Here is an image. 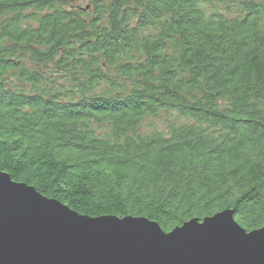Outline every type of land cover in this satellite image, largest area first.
I'll use <instances>...</instances> for the list:
<instances>
[{
  "label": "trees",
  "instance_id": "16d2710c",
  "mask_svg": "<svg viewBox=\"0 0 264 264\" xmlns=\"http://www.w3.org/2000/svg\"><path fill=\"white\" fill-rule=\"evenodd\" d=\"M0 170L82 215L262 227L264 0H0Z\"/></svg>",
  "mask_w": 264,
  "mask_h": 264
},
{
  "label": "water",
  "instance_id": "95a60500",
  "mask_svg": "<svg viewBox=\"0 0 264 264\" xmlns=\"http://www.w3.org/2000/svg\"><path fill=\"white\" fill-rule=\"evenodd\" d=\"M158 228L168 234L145 216L79 214L0 170V264H264V225L248 231L232 209L192 218L171 238Z\"/></svg>",
  "mask_w": 264,
  "mask_h": 264
},
{
  "label": "snow or ice",
  "instance_id": "6c2138e0",
  "mask_svg": "<svg viewBox=\"0 0 264 264\" xmlns=\"http://www.w3.org/2000/svg\"><path fill=\"white\" fill-rule=\"evenodd\" d=\"M17 185V184H15ZM23 191L25 192L26 195H29V196H35V197H40V194L34 192V191H31L30 189H27V188H24L23 187ZM41 198V197H40ZM214 219H209L207 220L209 222V224L213 221ZM205 221H202L200 224H198L199 226L201 227H204L205 226ZM235 225V224H234ZM157 226V225H156ZM236 226V225H235ZM158 227V226H157ZM237 227V226H236ZM159 229V228H158ZM177 229H183L178 227ZM239 230L238 232V237L239 239L242 241V242H245V243H250L254 240V236H253V233L252 234H245L243 231H241L239 228H237ZM161 233H163L164 237L166 238H171L174 234V231L169 229L168 230V234H165L161 229H159Z\"/></svg>",
  "mask_w": 264,
  "mask_h": 264
},
{
  "label": "rangeland",
  "instance_id": "374dc122",
  "mask_svg": "<svg viewBox=\"0 0 264 264\" xmlns=\"http://www.w3.org/2000/svg\"><path fill=\"white\" fill-rule=\"evenodd\" d=\"M76 5H80V6H84L85 5V3H81V2H78V3H76ZM54 73L56 74L57 72L56 71H54ZM165 126V124H158V127H160V128H162V127H164Z\"/></svg>",
  "mask_w": 264,
  "mask_h": 264
}]
</instances>
